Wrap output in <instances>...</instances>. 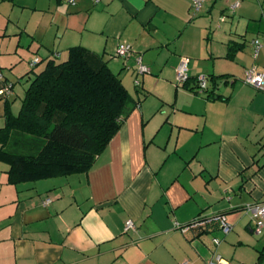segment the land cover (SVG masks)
Here are the masks:
<instances>
[{
  "label": "crops",
  "instance_id": "obj_1",
  "mask_svg": "<svg viewBox=\"0 0 264 264\" xmlns=\"http://www.w3.org/2000/svg\"><path fill=\"white\" fill-rule=\"evenodd\" d=\"M69 1L0 0V69L10 70L0 90L13 85L0 97V130L33 77L21 63L67 58L72 47L101 55L114 72L116 49L128 43L121 68L142 55L171 95L160 88L147 104L145 84L135 97L119 75L139 106L88 172L10 184L0 157V264H210L215 251L230 264H263L244 208L264 202V91L243 79L254 65L264 73V47L254 58L252 45L264 36V0H242L235 14L238 0H206L199 15L189 0ZM183 58L189 80L175 86ZM199 76L207 91L198 92ZM214 214L226 215L228 236L216 224L174 227ZM130 220L135 229L125 232Z\"/></svg>",
  "mask_w": 264,
  "mask_h": 264
},
{
  "label": "trees",
  "instance_id": "obj_2",
  "mask_svg": "<svg viewBox=\"0 0 264 264\" xmlns=\"http://www.w3.org/2000/svg\"><path fill=\"white\" fill-rule=\"evenodd\" d=\"M59 58H38L18 115L6 109L0 157L10 184L90 171L139 106L101 55L72 47Z\"/></svg>",
  "mask_w": 264,
  "mask_h": 264
},
{
  "label": "built area",
  "instance_id": "obj_3",
  "mask_svg": "<svg viewBox=\"0 0 264 264\" xmlns=\"http://www.w3.org/2000/svg\"><path fill=\"white\" fill-rule=\"evenodd\" d=\"M101 0H95L96 3H100ZM192 10L195 13L201 12L206 4V0H189ZM242 0H238L236 3L230 6V13L235 14L236 9L240 5ZM71 4L74 3V0L69 1ZM225 17L221 18V22H225ZM252 45L254 48L253 56L256 58L260 52V50L264 47V36L262 38H256L252 41ZM133 52V48L128 43L119 44L116 49V56L118 57H129ZM39 62V59L36 58L30 63V66H35ZM188 58H183L178 70H177V79L178 84H184L189 80L188 75ZM137 70L139 74H144L150 72L149 68L143 64L141 58L137 60ZM243 82L246 85H250L253 88L264 91V73L260 72L257 67L254 65L245 71V77ZM198 83V91L204 92L208 88V78L206 76H199L197 77ZM13 85L6 84L0 90V97H7L12 93ZM50 200H46L45 203L48 204ZM245 212L250 215L252 223H253V232L257 235H262L264 233V202L253 203L245 206ZM216 224L218 229L222 232L224 237L228 236L233 231V226L230 225L227 221L225 214H214V215H200L195 218L192 222L186 225H181L178 222H174V227L176 230L180 231L181 233L185 234L192 229H203L204 227ZM135 225L133 221H127L125 224V232H129L130 230H134ZM220 239L213 238L212 243L213 245L218 248L221 244ZM186 264V263H184ZM210 264H230V261L224 258L221 254L215 251L213 255V260Z\"/></svg>",
  "mask_w": 264,
  "mask_h": 264
},
{
  "label": "rangeland",
  "instance_id": "obj_4",
  "mask_svg": "<svg viewBox=\"0 0 264 264\" xmlns=\"http://www.w3.org/2000/svg\"><path fill=\"white\" fill-rule=\"evenodd\" d=\"M0 10H3V7H1L0 8ZM201 12H203V10L201 11ZM201 12H199V13H195L194 12V10H192V13H194V15H199ZM0 13L2 14V16L0 17V29L4 26V24H5V19L3 18V16L5 15V13L4 12H1L0 11ZM6 40V39H5ZM0 41H1V39H0ZM4 44H8V41H5L4 42ZM2 53V52H1ZM66 55H67V53H64L63 55H61L60 56V58L58 59V61H60V62H62V61H64V60H66ZM5 57H9V56H5ZM34 56H31V59L33 58ZM127 57H118V56H116V53H115V57H114V59H116V60H118L121 64H122V62H124L125 61V59H126ZM139 58H141L142 59V55H139V56H136L135 57V65H133L134 66V68H136L135 69V71H134V68H128V67H122L121 68V64L119 63L118 65H115V64H111V67L113 68V70H114V72L119 76H121L122 77V80H123V82H124V84L126 85V87L129 89V91H130V93L133 95V96H135V97H144L143 96V93H146V92H144V90H143V93L142 92H140V93H137L136 92V89H137V85H139V84H141L142 86L144 85L145 86V89H148L149 91H151L150 93H152V94H149V96H147V98L146 99H149V97H150V99L148 100V103L147 104H149V103H151V102H155V98L156 97H154L153 96V98H151L152 97V95H153V93H155L157 90H159L160 88H162V90H160L161 92H167L168 93V97L171 95V89L169 88V86H167V85H165V84H162V83H159V81H158V77H156V76H151V75H149L150 74V72H148V73H144V74H139L138 73V68H137V60L139 59ZM36 58H34L33 60H35ZM32 60V61H33ZM142 61H143V59H142ZM143 64H145L144 62H143ZM132 66V67H133ZM20 67L21 68H26L28 71L30 70V63H28L27 61L26 62H22L21 63V65H20ZM30 67V68H29ZM40 67H41V65L40 66H37L36 67V69L38 70V69H40ZM9 68H4V69H0V78H2L3 77V73H4V76L5 75H8L9 73H10V70H8ZM120 69H122V70H120ZM26 70V71H27ZM120 70V71H119ZM150 70V69H149ZM120 73V74H119ZM154 75V74H153ZM176 81H175V86H176V84L178 83V79H177V74H176V79H175ZM9 85L11 84V83H8ZM165 85V86H164ZM155 95V94H154ZM156 96V95H155ZM148 106V105H147ZM244 212H245V210H244ZM246 213V212H245ZM229 223V222H228ZM230 224V223H229ZM231 225V224H230ZM222 233V232H221ZM264 234V233H263ZM223 235V234H222ZM257 237L259 238V242H260V244H259V250H258V253H259V251L262 253L263 252V247H264V235L263 236H259V235H257ZM238 257V256H237ZM231 261V260H230ZM232 263H234V261L232 260ZM264 264V263H263Z\"/></svg>",
  "mask_w": 264,
  "mask_h": 264
}]
</instances>
